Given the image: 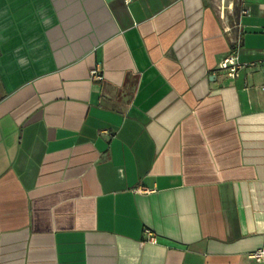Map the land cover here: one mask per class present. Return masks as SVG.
Returning a JSON list of instances; mask_svg holds the SVG:
<instances>
[{
	"label": "crops",
	"instance_id": "obj_1",
	"mask_svg": "<svg viewBox=\"0 0 264 264\" xmlns=\"http://www.w3.org/2000/svg\"><path fill=\"white\" fill-rule=\"evenodd\" d=\"M259 249L264 0H0V264Z\"/></svg>",
	"mask_w": 264,
	"mask_h": 264
},
{
	"label": "built area",
	"instance_id": "obj_2",
	"mask_svg": "<svg viewBox=\"0 0 264 264\" xmlns=\"http://www.w3.org/2000/svg\"><path fill=\"white\" fill-rule=\"evenodd\" d=\"M218 66L221 70H225L229 76L235 77L238 75V70L243 65L238 62L236 54H233L223 59ZM91 76L95 79H102V75L100 74L98 68L91 71ZM248 257L257 262H262L264 261V249L252 251L248 253Z\"/></svg>",
	"mask_w": 264,
	"mask_h": 264
}]
</instances>
